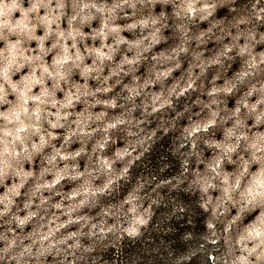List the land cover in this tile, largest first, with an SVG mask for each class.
I'll use <instances>...</instances> for the list:
<instances>
[{"label":"clouds","instance_id":"1","mask_svg":"<svg viewBox=\"0 0 264 264\" xmlns=\"http://www.w3.org/2000/svg\"><path fill=\"white\" fill-rule=\"evenodd\" d=\"M0 264H264V0H0Z\"/></svg>","mask_w":264,"mask_h":264}]
</instances>
